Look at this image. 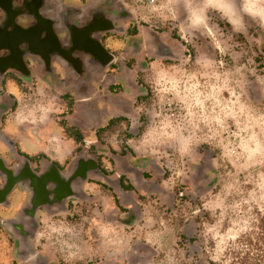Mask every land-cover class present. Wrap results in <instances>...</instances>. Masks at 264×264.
Here are the masks:
<instances>
[{"label": "rangeland", "instance_id": "374dc122", "mask_svg": "<svg viewBox=\"0 0 264 264\" xmlns=\"http://www.w3.org/2000/svg\"><path fill=\"white\" fill-rule=\"evenodd\" d=\"M123 1L141 25L174 40L178 49L174 60L152 64L132 115L100 132L94 153L110 161L109 153L124 147L136 158L150 159L163 175L158 177L162 190L140 196L130 218L128 206L93 181L89 202H76L73 211L46 220L38 247L54 264H264V200H259L264 158L239 146L260 127L237 137L232 135L236 124L228 119L231 128L211 141L215 148L193 146L183 157L160 135L166 121L186 123V97L206 93L225 74L229 86L255 109L253 120L264 115V24L244 14V27L236 31L209 9L207 26L191 29L185 0ZM201 2L193 0L194 5ZM31 98L23 102L34 104L26 116L37 115L27 124L42 128L46 150L83 144L68 139L64 125L45 124L49 115L57 121L53 110H64L54 106L59 101ZM250 192L258 203H244ZM244 221L247 231L240 232Z\"/></svg>", "mask_w": 264, "mask_h": 264}, {"label": "flooded vegetation", "instance_id": "af4514ba", "mask_svg": "<svg viewBox=\"0 0 264 264\" xmlns=\"http://www.w3.org/2000/svg\"><path fill=\"white\" fill-rule=\"evenodd\" d=\"M177 49L123 0H0V238L10 252L0 264H54L38 247L43 225L89 202L93 181L126 204L130 218L140 196L162 190L150 159L122 147L108 161L94 150L100 132L132 115L152 64L174 60ZM36 95L64 109L45 124L64 125L68 139L83 143L62 160L54 151H23L5 131L20 98ZM17 131L43 145L42 128Z\"/></svg>", "mask_w": 264, "mask_h": 264}, {"label": "clouds", "instance_id": "9594fccd", "mask_svg": "<svg viewBox=\"0 0 264 264\" xmlns=\"http://www.w3.org/2000/svg\"><path fill=\"white\" fill-rule=\"evenodd\" d=\"M169 2L171 3L173 0H169ZM185 2L188 7V26L191 29L207 26V11L209 9L219 12L236 31H241L244 27V14L264 24V0H240L239 5L236 0H202L199 5H194L193 0H185ZM216 79L220 83L213 85L206 93L194 92L192 96L185 98L186 115L184 120L186 123L174 125L172 122L166 121L160 135L172 141L178 153L183 157L191 154L193 146L199 147L201 144H207L210 149L215 148L217 145H213L211 141L231 128V125L227 123V120L231 119L238 128V131L232 135L237 137L241 132H250L254 127H260L259 134L252 132L251 138H243V142L239 146L245 152L251 151L255 156L264 158V115L253 120L252 113L255 109L246 103L241 94H237L229 86L230 81L227 74L222 81L219 76ZM224 92L228 93L227 98L223 96ZM201 125H203V129H207L203 137L198 136V133L203 130ZM215 160L216 156L214 155V166ZM248 196L249 199L244 203H258L254 192H250ZM259 200H264V195L260 196ZM238 231H247V221L243 222V226Z\"/></svg>", "mask_w": 264, "mask_h": 264}, {"label": "crops", "instance_id": "0c3cea01", "mask_svg": "<svg viewBox=\"0 0 264 264\" xmlns=\"http://www.w3.org/2000/svg\"><path fill=\"white\" fill-rule=\"evenodd\" d=\"M24 99L20 98L19 100V104L17 109L15 110V113H13L11 116H9L10 120L12 121H7L5 124V131H9L11 134H13L16 138H18L19 142L22 144V149L25 152H34L37 149H42V150H46L47 147L46 145H42L40 147V144H37V142L30 138L27 134H20L19 131H17V126L18 125H27V127L29 126V128H31L32 126L28 125L27 123H30V119H28L29 117L32 118L33 114L29 115L28 117L26 115H28L27 113L32 111L33 109H31L30 107H25L23 104ZM27 108V109H26ZM42 109H46L44 106L42 107ZM53 110V109H52ZM55 111V110H53ZM37 115V114H35ZM35 127V126H34ZM50 151H54L55 154L53 155V158L57 159V160H62L65 157H67L70 152L72 151V149H66V150H57V149H53V150H49ZM4 150L3 148L0 146V155L3 157L4 155ZM1 194H0V199H1ZM8 254H10L9 250H8V244L5 243V241H3V239L0 238V260L2 259L3 256H8Z\"/></svg>", "mask_w": 264, "mask_h": 264}]
</instances>
